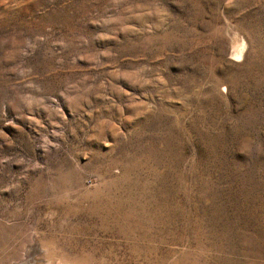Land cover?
Returning <instances> with one entry per match:
<instances>
[{
  "label": "rangeland",
  "instance_id": "374dc122",
  "mask_svg": "<svg viewBox=\"0 0 264 264\" xmlns=\"http://www.w3.org/2000/svg\"><path fill=\"white\" fill-rule=\"evenodd\" d=\"M37 240L264 264V0H0V264Z\"/></svg>",
  "mask_w": 264,
  "mask_h": 264
},
{
  "label": "bare ground",
  "instance_id": "6f19581e",
  "mask_svg": "<svg viewBox=\"0 0 264 264\" xmlns=\"http://www.w3.org/2000/svg\"><path fill=\"white\" fill-rule=\"evenodd\" d=\"M241 50V49H240ZM241 56V55H240ZM41 244V243H40ZM47 247V246H46ZM43 247L45 249V251L42 249V246L40 247L38 240L36 241V243L34 245H31L27 248L26 251V256H30V255H39L38 257H35L33 259H29L27 260L28 262H24V264H49L50 260H51V251L48 252L47 248ZM42 250H41V249ZM51 249V248H49ZM29 254V255H28ZM53 254V253H52ZM38 258V259H37ZM56 260V259H55ZM21 261V260H20ZM54 262V261H53ZM22 264V263H21Z\"/></svg>",
  "mask_w": 264,
  "mask_h": 264
}]
</instances>
